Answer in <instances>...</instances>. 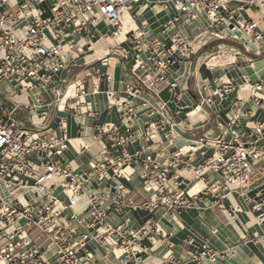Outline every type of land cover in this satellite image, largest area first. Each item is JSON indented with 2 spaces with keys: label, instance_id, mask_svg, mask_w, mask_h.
Wrapping results in <instances>:
<instances>
[{
  "label": "built area",
  "instance_id": "obj_1",
  "mask_svg": "<svg viewBox=\"0 0 264 264\" xmlns=\"http://www.w3.org/2000/svg\"><path fill=\"white\" fill-rule=\"evenodd\" d=\"M44 1L0 0V264H92L95 255L89 248L91 242L116 253L120 264H142L144 257L153 253L145 241L154 244L165 238L154 214L164 209L173 217L181 216L202 196L219 202L228 194H239L249 202L248 213L256 224L264 228V203L249 199L251 186L264 178V122L256 125L255 132L248 137L234 132L243 116H251L249 112L243 113V102L236 100L234 117L223 135L214 139L199 137L184 128L186 122L173 117L169 103L161 97L162 85L168 84L173 97L181 98L175 93L177 83H168L169 77L180 60L188 66L195 64L193 60L200 58L210 41L223 42L206 57V63L214 61L212 69L236 65L235 58L242 54L241 49L254 57L262 56L264 0L160 1L161 8L176 12L163 30L164 36L176 30L173 36L165 40L147 39L136 27L131 52L122 47L112 48L97 62L81 66L86 72L76 77L80 83L90 76V67L100 74L99 64L112 57L119 59L121 93L125 99L109 85L106 95L110 108L117 110L122 123L98 128L95 140H105L109 145L80 172L63 162L69 149L67 122L60 120L53 128L47 119L53 104L46 102L44 95L54 94L55 106L64 100L65 112L81 116L86 107L84 100L90 94L85 87L79 84L74 95L65 98L62 89L56 90L53 83L64 75L59 84L68 86V77L80 67L77 59L95 43L91 28L97 21L103 20L111 29L103 37L119 40L124 33L125 14L141 0H56L49 14L38 8ZM200 16L208 26L192 35L189 29ZM245 81L248 82L247 78ZM232 89V84H226L224 90H216L214 95L221 96ZM252 89L251 100L260 106L264 79L253 84ZM99 92L100 88L95 86L92 93ZM17 96L24 99L18 100ZM209 103L202 101L203 106ZM139 113L149 119L142 130L134 131L133 120ZM155 117L158 120L152 121ZM25 118L29 119L28 125ZM182 129L191 137L184 149H177L176 141L185 138ZM229 132L232 137L225 141L223 136ZM158 133L168 144V152H149V147L144 154L126 151L139 138L149 145ZM209 149L213 150L212 156L196 164L197 153L205 156ZM134 166L143 171V190L152 194V200L141 207L126 204L128 191L118 182L124 178V170ZM210 173L218 174L222 180L210 179ZM104 179L115 184L107 192L90 193L88 189L95 188V183L102 189L99 181ZM194 182L203 183L204 188L191 197L186 187ZM221 192L227 194L220 195ZM82 199L87 203L89 222L73 211ZM127 208L145 209L151 215L136 228L133 219L125 216ZM114 216L122 217L121 223L112 225L110 219ZM83 223L86 232L80 233L78 225ZM193 243L194 239L189 238L187 244ZM216 255L205 242L194 258L202 262L215 259ZM171 262L191 264L176 261L172 256L164 264Z\"/></svg>",
  "mask_w": 264,
  "mask_h": 264
},
{
  "label": "crops",
  "instance_id": "obj_2",
  "mask_svg": "<svg viewBox=\"0 0 264 264\" xmlns=\"http://www.w3.org/2000/svg\"><path fill=\"white\" fill-rule=\"evenodd\" d=\"M55 1L45 0L38 8L49 14ZM160 1L163 0H141L139 4L133 5L128 12L129 15L125 14L124 33L119 40L108 36L103 37L111 29L103 20L97 21L91 28L96 35L95 43L90 50L83 52L81 58L77 59V65L80 67L74 69V74L68 77V86L61 87L59 84L60 80L65 77L64 75L57 77L53 83L56 90L62 89L65 98L72 97L79 84L90 93L84 100L86 103V107L82 110L84 113L76 117L71 112L64 111V100L55 106L54 94H51V100L46 101L53 104L47 116L50 124L54 126L53 128H56L60 120L67 122L65 134L68 138L69 149L64 154L63 162L72 170L80 172L87 169L92 160L101 153L103 147L109 145L105 140H95L99 127L122 123L121 115L116 109L110 108L106 95L109 85L112 90L121 94L122 99H125L124 94L121 93L123 89L122 66L119 59L112 57L104 64H99L101 66L100 74H96L90 67V76L82 83L76 81L77 76L85 75L86 69L81 66L97 62L98 58L112 48L122 47L131 52V37L136 27H140L147 39L165 40L173 36L176 30H172L168 36H164L163 30L165 24L176 16V12L169 8H161L158 4ZM129 17L132 18L131 21H135L136 25L133 22L130 23ZM202 18L191 26L192 29H189L192 35L207 28L208 22L204 21L203 16ZM241 51L242 54L235 58L236 65L220 69L210 70L198 63L196 66H194L195 64L188 66L185 61L180 60L169 77L168 83H177L175 93L181 95V98L173 97L168 84L162 85L161 97L169 103L173 117L178 122H186L184 128L193 130L192 132L197 133L199 137L206 135L214 139L223 135V132L228 129L226 125L234 117L236 100L243 102V113L249 112L251 116H243L239 124L234 127V132L248 137L255 132L256 125L264 122V93L259 94L262 100L260 106H255L251 100L252 85L264 79V48H262V56L259 57L246 54L242 49ZM131 61L129 67L133 65ZM245 78L248 82L245 81ZM226 84H232L231 92L215 96L214 91L224 90ZM95 86L100 88V92L97 94L92 93ZM202 101H211V103L203 106ZM57 106L60 107L59 110L56 108ZM148 119V115L139 113L133 120L134 131L142 130ZM156 120H158L157 117L152 118V121ZM180 132L186 139L176 141V148L184 149L189 144L188 139L191 135L184 129ZM56 133L60 135L61 130L57 128ZM231 137L232 132L223 136L225 141H229ZM146 147H149V152L169 151V146L161 133H158L149 145H146L141 138L137 139L134 144L126 148V151L130 153L143 151L144 154ZM212 154V149L207 150L205 156L197 153L196 164L204 162ZM142 174V169L134 166L126 168L124 178L118 180L125 185L128 191L126 204L141 207L144 203L152 200V194L143 190ZM209 178L222 180L215 173H210ZM99 184L102 189H99L95 183L93 186L95 188L88 189L90 193H98L101 190L107 192V188L115 183L104 179L99 181ZM203 188V183L194 182L189 188L186 187V190L188 189L189 195L193 197ZM58 192H61V189ZM224 194L227 192L220 193V195ZM61 197L65 198L64 194H61ZM249 199L264 203V178L257 180L251 186ZM194 204L193 208L178 217L171 216L164 209H160L154 214L153 218L159 223L165 238L157 239L154 244L145 241L153 253L152 256H145L142 264H164L165 259L170 256L176 261L191 264H264V228L258 226L254 217L248 213L249 202L239 194L232 193L228 194L225 200L219 202L211 196H202L194 200ZM86 209L87 203L82 199L73 211L83 215L86 222H89V213ZM125 212V216L133 219L136 228L144 224L151 215L149 211L141 208L136 210L127 208ZM122 219V217L114 216L110 219V223L117 225L121 223ZM78 226L80 233L86 232L85 223ZM189 238L194 239L192 245L187 244ZM205 242L209 243L217 255L215 259H204L202 262H198L194 257ZM89 248L95 255V261L92 264H110L111 262L120 264L116 253L107 251L93 242L89 244Z\"/></svg>",
  "mask_w": 264,
  "mask_h": 264
},
{
  "label": "rangeland",
  "instance_id": "obj_3",
  "mask_svg": "<svg viewBox=\"0 0 264 264\" xmlns=\"http://www.w3.org/2000/svg\"><path fill=\"white\" fill-rule=\"evenodd\" d=\"M205 21V20H204ZM220 45H223V42L222 41H220V40H213V41H210V43L207 45V47H205V49H204V52L200 55V58H195L193 61H194V63H195V65L194 66H196V64L198 63V64H202V66H204L205 64H206V62H207V60H206V57L208 56V54L209 53H211L212 51H216L218 48V46H220ZM16 99H18V100H21V99H23V97L22 96H17L16 97ZM44 100L45 101H49V100H51V93L50 92H48L45 96H44ZM26 103V102H25ZM24 116H26V115H24ZM27 117V116H26ZM28 118V117H27ZM27 118H25V119H23L24 121H25V123H26V125H28L27 123H28V121H29V119H27ZM37 117H34V120H35V122H39V120H37L36 119ZM34 238H35V236H34Z\"/></svg>",
  "mask_w": 264,
  "mask_h": 264
},
{
  "label": "bare ground",
  "instance_id": "obj_4",
  "mask_svg": "<svg viewBox=\"0 0 264 264\" xmlns=\"http://www.w3.org/2000/svg\"><path fill=\"white\" fill-rule=\"evenodd\" d=\"M128 14V13H127ZM129 15V14H128ZM130 18V21H131V17H129ZM200 18L201 19H203L202 18V16H200ZM205 19V18H204ZM200 20V19H199ZM205 21H206V19H205ZM130 23H132V21L130 22ZM129 23V24H130ZM193 26V25H192ZM208 26V25H207ZM191 29H192V27H190ZM197 31V30H196ZM194 33H196V32H194ZM124 38V37H123ZM120 43V42H119ZM99 57V56H98ZM96 58V57H95ZM213 65H214V61L213 60H211V62H209V63H206L204 66H202V67H207L208 69H210V70H212V67H213ZM205 73V72H204ZM36 119H38V118H36Z\"/></svg>",
  "mask_w": 264,
  "mask_h": 264
},
{
  "label": "water",
  "instance_id": "obj_5",
  "mask_svg": "<svg viewBox=\"0 0 264 264\" xmlns=\"http://www.w3.org/2000/svg\"><path fill=\"white\" fill-rule=\"evenodd\" d=\"M112 191H114V189Z\"/></svg>",
  "mask_w": 264,
  "mask_h": 264
}]
</instances>
